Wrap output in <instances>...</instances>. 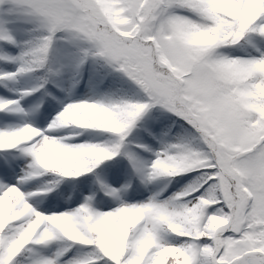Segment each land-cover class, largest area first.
<instances>
[{"label": "snow or ice", "instance_id": "obj_1", "mask_svg": "<svg viewBox=\"0 0 264 264\" xmlns=\"http://www.w3.org/2000/svg\"><path fill=\"white\" fill-rule=\"evenodd\" d=\"M0 11L40 33L18 56L0 55L18 64L0 72V82L47 67L60 39L75 48L77 69L102 60L139 89L135 99L69 102L47 128H0V172L12 167L7 150L27 160L17 183L0 181V264H264V0H0ZM9 22L0 19V41L15 44ZM154 108L175 118L154 137L159 149L136 145L154 159L125 155L145 186L181 176L188 183L180 191L162 199L164 184L129 203L121 196L130 183L102 184L118 206L99 211L89 196L58 211L41 210L37 193L22 188L35 176L81 177L112 160L142 120H159ZM0 112L25 108L0 98ZM66 126L107 133L109 141L49 134ZM172 128L176 135L165 139Z\"/></svg>", "mask_w": 264, "mask_h": 264}, {"label": "trees", "instance_id": "obj_2", "mask_svg": "<svg viewBox=\"0 0 264 264\" xmlns=\"http://www.w3.org/2000/svg\"><path fill=\"white\" fill-rule=\"evenodd\" d=\"M0 19H6L10 21L9 23L5 24V27L10 31V33L16 39L15 44L8 43L6 41H0V55H10L15 57V55H17L16 51L20 46H22V48L26 47V42L33 40L36 36L40 34L38 31H35L36 24L34 22L25 21L18 14L9 15L6 12L0 11ZM59 35L62 34H58V36ZM241 43H243V41H241ZM225 51H228L231 55H246L243 52L232 49H226ZM59 53L63 54V57H65L69 62L76 61L75 48L72 45L66 43L65 41L57 39L54 42V46L50 51L47 67L54 66L57 58L59 57ZM13 63L14 62L11 61H5L3 65L0 64L1 65L0 72H15L17 67ZM45 68L38 69L36 72L30 73L28 75L32 76L34 81L37 80L41 81L43 70ZM76 72H79L78 75L82 72L86 74L93 73V77L99 78L98 84H103L106 81V79L112 80V82L114 83L112 85L114 86L116 85L115 90L112 91L111 93L113 96V100H118L121 98L135 99L139 94L138 86L133 81H131L123 73L118 72L105 65V63L102 60L93 61L89 59L88 62L85 63L81 68L77 69ZM109 76L110 77L114 76V77L110 78ZM15 81L16 80L7 81V82L10 83ZM3 82H0V85H4ZM109 88H111V86H109ZM150 116L151 117L158 116L159 119H163V121L161 122V128H163L164 131L168 130L167 126L172 122V120L175 119L174 117L171 116L170 113H166L164 112V110L159 108L152 109ZM150 120L151 119L149 117H146L145 120H142L138 124L137 128L133 130L131 135H129V137L122 145L119 155L114 157L112 160L103 162L92 172L87 173L81 177H59L57 174L47 173L43 176H35L30 180L32 182L36 181L35 186L37 185V183H40L42 185H46V187L53 186L57 182L63 181L65 187L77 186L82 190V192L85 191L83 189L86 185H92L93 183H94V188L101 189V185L104 183L106 179L103 177L106 175L107 168L111 169L112 171L120 172V169L126 168L128 165L132 167V164L129 162L125 153H131L134 156L138 157L140 148L136 147V145L139 144L137 141H139V139H142L141 138L142 136L148 137V135L150 134L151 135L154 134L153 136H155L156 131L153 130L155 125H153V123ZM145 127H147L148 129L147 131L145 130ZM175 129L178 130L177 128H172L171 130H175ZM52 132L53 135L63 138L65 142L68 138L76 139L78 141L77 143L86 142V141L87 142L109 141V134L107 133H100L94 130H82L75 126H66L61 129L53 130ZM85 136H88L86 140L83 139ZM17 151L18 149L7 150V154H13ZM0 154H4V152H0ZM191 175H195V173ZM191 175L189 176V179H191ZM175 180H178L179 183L182 185H186L188 183V180L184 179L181 176H177L171 179V181H175ZM166 183H169V181L161 180L154 185L157 188H160ZM2 210H3V206L2 204H0V212H2ZM73 252H75V249H73Z\"/></svg>", "mask_w": 264, "mask_h": 264}, {"label": "rangeland", "instance_id": "obj_3", "mask_svg": "<svg viewBox=\"0 0 264 264\" xmlns=\"http://www.w3.org/2000/svg\"><path fill=\"white\" fill-rule=\"evenodd\" d=\"M58 66H55L53 68H59L61 67L62 72L65 71L68 73V75H71L73 77H76V73L74 74L75 70H71V66H75L76 61H71L69 62L65 57H61L57 61L59 63ZM63 74V73H62ZM62 75L60 74L59 77H52L51 80V86L54 85L55 87L49 88L48 91H50L51 95L50 98H47L45 93L43 94L41 90L39 89L36 92H33L32 95L30 96H23L22 97V90L27 89V88H33L36 85L32 84L29 85L28 81H20L17 85H14L11 87L12 91H15L12 94H8V96L15 98V99H20L21 100V105L25 108L24 113H1L0 114V128L8 127V126H18L22 125L24 123H31L33 126L36 127H43L47 128L48 123L50 122V116L60 110H62L63 106L66 105L69 102H74L86 98H91V99H96L100 97H107L110 98L111 92L115 90L116 86L112 85L111 88L108 89L109 94L103 93V90L101 85L98 84V78L95 77L92 79V83H89V85L86 86V95L87 96H82L79 94H76L75 91H77V86L75 87L74 82L72 79H66V80H61ZM81 76L79 77V79ZM92 87V90H91ZM56 88V89H55ZM81 88V87H80ZM18 90L19 93L16 91ZM21 92V93H20ZM20 94V95H19ZM95 94V95H94ZM6 93L2 90H0V96H5ZM6 97V96H5ZM22 97V98H21ZM35 108V111H31V109ZM51 135V134H50ZM88 136H85L83 139L86 140ZM75 142V140H74ZM156 148H160L156 147ZM148 153H144V158L147 159ZM12 163V167L8 170L7 173L0 172V181H3L4 183H9V180H6V178L11 179L13 181H18V178L24 174V172L19 173L16 169H14V163ZM18 162H21V165L24 167L26 166L27 160L24 158L23 160L20 159ZM4 176V177H3ZM115 175H111L107 180L106 183L113 182ZM124 179L122 180V183L124 184L125 181H128L129 176H126V174L123 175ZM12 183V182H11ZM28 182H26L27 184ZM29 184H27L28 186ZM29 189V188H28ZM27 189V190H28ZM133 189L130 187L127 191L126 194L121 196V199L133 203V200H130L131 194H141V189H138V191H135L133 193ZM168 190L171 192H178L179 187L178 186H170L168 187ZM88 196L91 195V191L86 192ZM60 200V202H58ZM32 201L36 206H38L41 210H44L45 208H50L49 210H57L58 207L61 206V204H65V202H71L72 199L69 196L68 193H63L57 194V193H52L49 195L47 198H43L39 194L34 196L32 198ZM62 202V203H61ZM81 202V198H77L76 203ZM97 204H102L101 201H98ZM119 204H117L118 206ZM73 208V207H72Z\"/></svg>", "mask_w": 264, "mask_h": 264}, {"label": "bare ground", "instance_id": "obj_4", "mask_svg": "<svg viewBox=\"0 0 264 264\" xmlns=\"http://www.w3.org/2000/svg\"><path fill=\"white\" fill-rule=\"evenodd\" d=\"M73 69H77L75 66H71V70H73ZM71 74V73H70ZM25 76H30V75H28V74H26ZM32 77V76H31ZM110 77V76H109ZM114 77V76H113ZM113 77H110V78H113ZM66 79H72V81L74 82V85H75V87L77 86L78 88H77V91H75L76 92V94H79V95H82V96H87L86 95V90H85V88H86V86L87 85H89V84H87V83H84V82H82L81 80H79L78 78H76V77H73V76H71V75H68V73L67 74H65V75H62V77H61V80H66ZM36 87V86H35ZM81 87V88H80ZM91 90H92V87H91ZM20 95V94H19ZM51 95V94H50ZM50 95L47 97V98H50ZM95 95V94H94ZM86 99H91V98H86ZM1 113H6V112H0V114ZM8 113V112H7ZM106 172H113L111 169H109V168H107V170H106ZM127 176V175H126ZM123 178H124V176H122ZM49 188L48 187H46V185H42V184H40V183H37V194H39L40 196H42L43 198H47L48 196H49V190H48ZM26 191V190H25ZM139 198L141 199V197L139 196ZM73 206H71L70 204H68L67 202H65V204H61V206L60 207H58V211H64V210H67V209H70V208H72ZM74 208V207H73ZM48 209H50V208H48Z\"/></svg>", "mask_w": 264, "mask_h": 264}, {"label": "clouds", "instance_id": "obj_5", "mask_svg": "<svg viewBox=\"0 0 264 264\" xmlns=\"http://www.w3.org/2000/svg\"><path fill=\"white\" fill-rule=\"evenodd\" d=\"M25 131L27 132V131H30V130H25Z\"/></svg>", "mask_w": 264, "mask_h": 264}]
</instances>
